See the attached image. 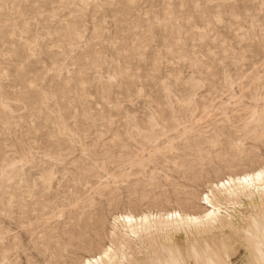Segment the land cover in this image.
Returning <instances> with one entry per match:
<instances>
[{
    "label": "rangeland",
    "instance_id": "obj_1",
    "mask_svg": "<svg viewBox=\"0 0 264 264\" xmlns=\"http://www.w3.org/2000/svg\"><path fill=\"white\" fill-rule=\"evenodd\" d=\"M261 166L264 0H0V264H264L263 193L115 227Z\"/></svg>",
    "mask_w": 264,
    "mask_h": 264
},
{
    "label": "bare ground",
    "instance_id": "obj_2",
    "mask_svg": "<svg viewBox=\"0 0 264 264\" xmlns=\"http://www.w3.org/2000/svg\"><path fill=\"white\" fill-rule=\"evenodd\" d=\"M212 185H214V184H212ZM208 193H209L208 195H204V196H206L205 198L202 197L203 198L202 199L203 200L202 205H203L204 212H201L202 213L201 215H199V214H197V215H192V214L191 215H184V214H182L183 212L181 213V211L178 212L176 210L172 211L168 214H163V213L158 214L157 213V215H153V214H156V213H153V214H146L145 215V213H144V215L141 214L142 215L141 217L136 216L133 213H130V214L122 215L120 218H118L116 221L115 227H116V229L117 228L120 229V226H122V228H124V230H126L125 235L129 236V234H131V235H133V238H134V236H136L135 238H137V237H140L145 232L151 233V232L158 231V230H160V231L161 230L162 231L168 230L167 232H169V230H174V231H180L181 230V232H182V230L194 228L195 231H197V232H204L207 229H209L210 227H217L216 225L224 226L227 223H225L223 221L225 219H228V217H230L229 216L230 215V210H229V203L230 202H232V203L235 202V204L237 203L239 205L242 202L243 197H245L246 199H252L256 194H260V193L264 194V167H262L258 170H255V171L245 172L241 176L237 175V177H230L227 180L225 179L222 182L220 181V183H218L213 188H211V190H209ZM225 201L229 202L228 207L224 206ZM232 203H230V204H232ZM235 204L233 203V205H235ZM233 213H234V211H233ZM115 218H117V217H115ZM227 222L229 224V219ZM230 223H232V222H230ZM226 228L228 229V227H226ZM93 232H95V229L93 227H92V229H86L85 228L83 230V235H89V234H92ZM158 233H159V231H158ZM263 235H264V228H263ZM150 236H151V234H150ZM141 237L143 238V236H141ZM140 238H139V240H141ZM148 239H151V238L149 237ZM137 241H138V239H137ZM138 242H140V241H138ZM130 243H132V242L130 241ZM142 243H143V241H142ZM136 244H135V246H136ZM139 244H141V242ZM113 248L114 247H111L108 249L106 248L105 252H102L103 254L100 255L99 257H97V255H96V257H94V258H86L85 263L84 262L83 263L84 264H112L113 262H115V259H116L115 258L116 257V251H114ZM120 250H123V248Z\"/></svg>",
    "mask_w": 264,
    "mask_h": 264
}]
</instances>
